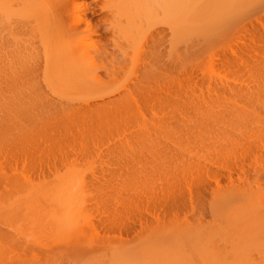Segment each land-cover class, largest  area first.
Here are the masks:
<instances>
[{
  "label": "bare ground",
  "instance_id": "obj_1",
  "mask_svg": "<svg viewBox=\"0 0 264 264\" xmlns=\"http://www.w3.org/2000/svg\"><path fill=\"white\" fill-rule=\"evenodd\" d=\"M242 1L163 0L166 45L140 67L137 91L100 85L129 66L103 63L104 49H81L49 27L40 37L29 28L26 44L14 13L33 6L0 0V264H264L255 197L264 184V43L212 51L217 71L182 62L199 33L234 30L223 24ZM130 4H114L126 14L116 29L134 42ZM149 8L134 0L135 13ZM170 60L206 81L188 78L177 92L178 78L158 85L150 77ZM77 88L87 96L72 98Z\"/></svg>",
  "mask_w": 264,
  "mask_h": 264
},
{
  "label": "rangeland",
  "instance_id": "obj_2",
  "mask_svg": "<svg viewBox=\"0 0 264 264\" xmlns=\"http://www.w3.org/2000/svg\"><path fill=\"white\" fill-rule=\"evenodd\" d=\"M22 1L25 3L24 6L27 5V3L31 4L33 6V10H31L29 8H22V9H20L14 13V16L24 18L21 21L20 25H18L17 27L23 26V28H20V30L23 29L24 31L23 30L18 31V33L21 32L20 34H18L19 35L18 37H20L23 40H26V44H27L28 40L32 39V34L28 32L29 28L34 30L32 33L39 34L37 37H40V36L44 35L46 27H49L54 33V34L53 33L51 34V32L49 31V33L51 35H55V34L61 35V36H63L62 39L67 43H71L72 41H75L76 43H78L77 41H80V43L78 45L81 49H84L83 46H85V45L88 46L89 48L95 47L97 49H104L106 52L104 53L105 58L103 56V58L105 59V61H103V63L108 62L109 64L117 65V63L124 61V62H126V64L129 65L127 67V70L123 71V74L121 72L119 75H117L116 79H114L113 81H111L110 78L104 77L105 82L102 80L104 83L103 82H101V84L98 83V84L104 86L106 90H107V88H113L115 90V88L116 89L121 88V87H124V86L129 84L126 87H129V86H130V88L136 87L137 91H138L140 89L139 88L140 84H139V81L137 79H140L139 78L140 71H141L140 67L142 68V66H143L142 64L146 63L149 59H151L155 53L160 52L162 46L164 47L166 45L167 37H166L165 41L163 42L162 41L163 35L159 34V32L163 29L164 22H165L164 10H163L164 9L163 0H148L150 3V8L148 9V15L147 16H146V13H144L143 11H141V13H139V14L135 13L134 12V0H131V4H130L131 5V7H130L131 12L129 13V15L134 16V19H133L134 34H136L134 36V42L129 41L127 39V36L125 33L116 29V27L118 25V20L123 19L124 16H126V14H120L116 10V8H119L118 6L114 5L117 2V0H69V3H67V4H66L65 0H22ZM251 1H253L252 4L255 2V4H254L255 9L251 6V3H250ZM243 2L244 1H242V3L240 2V4L237 5L238 11L236 9V15L238 17L237 16L233 17V18H235V20L239 17H243L242 19H240L241 22L239 21V19H237V21L234 22L232 20L233 18L231 19V17L229 18V22H226V20L228 18L224 21V23H227V24H223V25H229L228 23H230L231 26L230 27L225 26L226 29H223V31L224 32L228 31V30H230L231 27L234 29V30L231 29L233 31H231V32L228 31L229 33L225 32L224 34H222L223 33L222 28L219 27L221 29L218 30L217 29L218 26H217V28L216 29L214 28V30L212 32H210L208 34V36L206 33H203V34L199 33L198 36L202 37L203 42H204L203 38H205V36L209 38V42L207 41L208 38L204 42V47H203V42L201 43V45L199 43L201 38L196 39L197 36L194 37L193 40L190 38L192 40L191 42H194L193 45L191 44V46H193V49L191 48V51H190L189 48L191 46H189L190 44L187 43V45L189 46L188 52H189V55L190 54L191 55L187 57L188 52H186L187 54L185 53L186 55H184L186 60L183 57L182 62H184V63L187 62L186 63L187 65L190 64V62L191 63H193V62L197 63L198 62L200 65L202 64V66H201L202 69L207 70V69H209V67L211 65L218 63V62H215L216 60L218 61V56H217V58L215 57L216 58V60H215V58L213 56L215 53L213 52L214 53L213 54L212 51H216L217 53H219V50L224 49L223 47H225V49H226L227 45L228 46L231 45V47H238L240 45L239 48H243L244 46H245L244 48H248L249 46L250 47H253V46L258 47L260 44L263 45V43H264L263 42L264 41V0H246L245 5ZM247 2L250 4H248ZM259 2L263 3V4L259 5ZM242 6H245V9L242 8ZM256 6H258V7H256ZM246 8L249 10L247 11ZM251 8H253L254 10L253 9L251 10ZM240 12H241V14L243 13L242 16H241ZM92 13H94V14L92 15ZM121 13H123V12L121 11ZM232 15L234 16L235 14H232ZM44 16H46L47 18H50V22L48 24L41 21L42 20L41 18ZM76 16H79L80 20H81V26L79 28L80 30H78V31H75V27H74V18ZM245 18H247V19H245ZM223 25H222V27H223ZM136 30H138V32H136ZM140 30H141L142 35L140 34ZM239 30H241V32ZM219 31L221 32V34L223 36L220 35ZM58 33H60V34H58ZM137 33H139L138 36H137ZM230 33L233 36H231ZM204 34H205V36H204ZM212 34H213V36H212ZM224 35H226V36H224ZM252 37H253V39L251 40ZM232 38H234V40ZM237 40H238V42H237ZM252 41L258 42L257 45H256V43L253 44L254 42L251 43ZM259 41H261V43ZM187 42H189V41H187ZM153 43H154V45H153ZM245 43L247 44V46ZM206 44H208V46ZM242 45H243V47H241ZM29 46L30 47L35 46L37 49H39L42 52V45L39 41L31 42L29 44ZM154 46H156L155 52H153ZM194 46H197L198 49H197V47H195V50H194ZM200 46H202V49H200L201 48ZM220 48H222V49H220ZM192 50L194 51V53L192 52ZM199 50L200 51L202 50L203 52L202 51L200 52ZM222 51H225V50H222ZM222 51H220V52H222ZM196 52H200V53H196ZM210 53L212 54V57H213L212 59L215 60L214 61L215 63L210 60L213 63L211 65H209V61H207L208 58L211 59L209 57ZM105 54H107V55H105ZM193 54H195V56L197 54V56H196L197 61L195 58H193L194 57V56H192ZM198 54H199L200 58L198 57ZM144 56L147 59H144L145 58ZM34 57L35 56H31V57H29V59L34 58ZM190 58H193V60ZM163 59H166V57L164 56ZM167 61L169 62V60H167ZM188 61H190V62H188ZM171 62H170L171 67L167 66V63H166L165 66H167V67H166V69L164 67L165 70L163 68H161L162 67L161 66L160 67L161 70L158 69L156 71V73L157 72L158 73L157 74L155 73L156 75H153V77H150L153 80L156 79V82L157 81L159 82L158 85H161L160 82L165 85V83L167 81H168L167 83H169V82L175 83L177 81V83L173 84L174 89L170 87L171 89L176 91L179 89L178 88L176 89L175 86L181 87L180 85H184L186 81H189L188 78H190V81H194V80L206 81L207 78H205V77L203 78V76H204L203 74H202L203 76L201 75L202 77L199 76L198 73H197L198 75L194 74L195 78L193 77V75H189L190 73H185V75H183L181 73L182 71H179V70H181L180 67L173 66V65H175L174 63H176V62H172L173 64H171ZM200 62H202V63H200ZM184 63H183L182 68L187 67V66L186 67L184 66V65H186ZM207 63H208V65H207ZM160 64H162V62H160ZM197 64H195V65H197ZM203 65H205V66H203ZM206 65H207V68H206ZM131 66L134 67V70H130L131 68L133 69V67H131ZM191 66H189V68ZM193 66H194V64H193ZM211 67L213 68V66H211ZM216 68H217V66L214 67V69L217 71ZM214 69H213V71H214ZM100 71L103 72L102 70H100ZM165 71H167V72H165ZM165 73H167L168 76H166L167 74H165ZM137 74H139V75H137ZM102 75H103V73H102ZM206 76H208V75H206ZM140 77H141V75H140ZM182 77H183V80H181ZM151 79H149V81ZM175 79H177V80L175 81ZM184 80H186V81H184ZM134 82H136L137 84ZM151 82H154V81L151 80L149 82V84ZM156 82H154V84H156ZM180 82H182V84H178ZM170 83L168 84V86H172V85H170ZM192 83L190 82V84H192ZM154 84L152 83V85H154ZM187 84H185V85H187ZM131 85H135V86H131ZM136 85H138V87ZM102 86L98 85V88L99 87L101 88ZM161 86H163V85H161ZM136 88H134V89H136ZM78 89L79 88H77L76 90H78ZM134 89H132V90H134ZM166 89L167 88H165L164 90H166ZM81 90L80 89L78 90L80 96L78 95V97H77L76 94H78V92H73L71 94V97L75 98V99L76 98L77 99L83 98V97H81L82 96L81 94H83ZM80 91H81V93H80ZM84 91H83L84 94H86V96H87L86 89H84ZM109 91H110V89H109ZM167 91H172V90L167 89ZM94 92H92V93L94 94ZM134 92H136V90ZM180 92H182V91H179V93ZM68 93H70V92L68 91ZM88 93H89V91H88ZM92 93H90V95L88 94V96H92L93 95ZM171 93H173V92H171ZM166 94H168V93H166ZM174 94H176V93L174 92ZM95 95H97L96 92H95ZM31 139H32V137L30 138V140ZM34 139L36 140L37 138H34ZM40 139H41V137H40ZM38 140L39 139H37L36 142ZM41 140L45 141L46 139L44 138ZM29 143H30V145H29ZM29 143L28 144L24 143V144L29 145V146H32L33 143L35 144V142L32 140ZM103 150H104V146H103ZM103 150H102L101 154H103V157H106L107 154L105 155L106 152ZM101 154H100V157L102 156ZM20 156H21V154H20ZM257 185H258V183H257ZM257 185H255V188L258 190L257 191L255 189V191H256L255 197L257 200L262 201L263 202L262 204H264V184L262 182H259L258 187H256ZM257 200H256V203H260L259 201L257 202ZM256 203H255V206H256ZM262 204L261 203L259 204L262 207L257 205L258 208L260 207L261 209L259 208L260 211H259V209L257 210V212L259 211L258 213H260V214L257 216L256 215L257 213H256L255 215L257 217L263 216V224H264V212L262 213V210L264 211V205H262ZM260 218H262V217H260ZM218 226H221V225L218 224ZM214 242L216 243L217 240ZM219 243L220 244L217 243V245H219V248L224 249L220 252H223V253L226 252L224 256H227V255L229 256L230 244H227L228 242L224 243V245H223V242L222 243L219 242ZM220 245H222V247ZM216 249H218V248L216 247ZM220 249H218V251ZM251 250L253 251V249H251ZM249 255H250V258H252V260L254 259L253 261H257L256 263H258V261H259V263L261 262V257L257 253V251L254 250Z\"/></svg>",
  "mask_w": 264,
  "mask_h": 264
}]
</instances>
